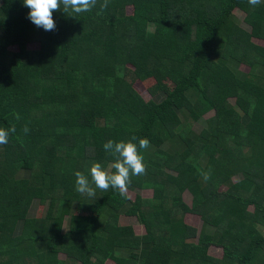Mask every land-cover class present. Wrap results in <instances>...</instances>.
Returning a JSON list of instances; mask_svg holds the SVG:
<instances>
[{
    "label": "trees",
    "instance_id": "1",
    "mask_svg": "<svg viewBox=\"0 0 264 264\" xmlns=\"http://www.w3.org/2000/svg\"><path fill=\"white\" fill-rule=\"evenodd\" d=\"M101 3L45 31L0 0V128H16L0 145V264H264V0ZM150 78L144 100L133 84ZM133 136L150 142L135 199L78 193L74 172Z\"/></svg>",
    "mask_w": 264,
    "mask_h": 264
},
{
    "label": "clouds",
    "instance_id": "2",
    "mask_svg": "<svg viewBox=\"0 0 264 264\" xmlns=\"http://www.w3.org/2000/svg\"><path fill=\"white\" fill-rule=\"evenodd\" d=\"M97 2L98 0H23V6L29 9L27 19L36 27L45 31H54L56 25L52 18L53 12L62 9L64 13L71 11L75 14H81L91 11L97 5ZM261 2L262 0H248V3L253 7ZM108 3L109 0H103V3L100 4V12L97 15L103 14V11L108 7ZM16 119H20L18 114ZM22 131L28 134L30 129L24 126ZM15 132V126L8 129L0 128V145H6L9 141V134ZM136 139L133 136L127 142L123 140L115 142L109 139L104 143L103 149L112 157V160L106 167L98 162H92L88 169L89 175H85L80 171L74 172L76 191L93 198L95 197L96 189L107 191L112 188L123 196L128 190L132 176L146 174V165L140 150L148 149L150 142L146 138H141L137 145V143L132 142ZM202 178L207 181L210 177L207 173H202Z\"/></svg>",
    "mask_w": 264,
    "mask_h": 264
},
{
    "label": "rangeland",
    "instance_id": "3",
    "mask_svg": "<svg viewBox=\"0 0 264 264\" xmlns=\"http://www.w3.org/2000/svg\"><path fill=\"white\" fill-rule=\"evenodd\" d=\"M128 12H130V9L128 10ZM233 15L234 17L237 19V21H241L242 20V17H243V13L236 9L233 11ZM254 43L258 44V45H263L264 44V41H261V40H252ZM36 44H27L26 47L27 49H35L36 48ZM9 49H15L14 47H11ZM240 69L245 71L246 70V66L244 65H241L240 66ZM157 86V83L152 79H147V80H144V81H136L134 84H133V88L135 89V91L138 92V94L144 99V100H149L152 93H151V89L154 87V86ZM159 89L160 90H163V91H169L173 88V85L172 83L165 79L163 82H161L159 85ZM212 115L209 114L207 115L205 118H209L211 117ZM157 153V152H156ZM155 154V153H153ZM234 182V180H232ZM125 195L131 200L133 201L135 199V193H132V192H126ZM140 196L141 198L143 199H150L151 198V192H141L140 193ZM185 204L187 205H190V196L187 194V192L184 193V198H183ZM41 212V208H37L36 209V212H35V216H38ZM75 215H88V213L86 212H82V211H77L75 212ZM120 224L123 225V226H129L133 229L134 233L137 235V236H142L144 234V229L142 226H140L139 224L135 223L134 220H128V219H125V218H121L120 219ZM183 222L196 229V230H199L201 228V221L198 217L196 216H193V215H185L183 217ZM209 256L211 257H215V258H220L222 256V251L220 249H217V248H213L211 247L209 249V252H208ZM70 264H77L75 262H71V261H68ZM106 264H112L110 261H107Z\"/></svg>",
    "mask_w": 264,
    "mask_h": 264
}]
</instances>
